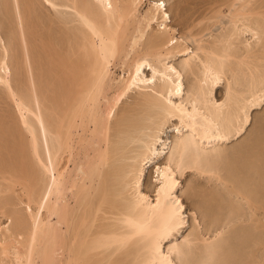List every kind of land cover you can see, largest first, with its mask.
Returning <instances> with one entry per match:
<instances>
[{
	"label": "bare ground",
	"instance_id": "bare-ground-1",
	"mask_svg": "<svg viewBox=\"0 0 264 264\" xmlns=\"http://www.w3.org/2000/svg\"><path fill=\"white\" fill-rule=\"evenodd\" d=\"M228 1L226 17L234 28L228 39L247 32L262 49L264 12L252 11V0ZM45 5L54 15L44 13ZM0 25V95L12 104H0L7 119L0 118V136L10 142L1 148L8 162L0 164V212L8 222L0 226V264H176L194 253L197 237L163 246L185 223L176 173L196 169L229 184L219 175L228 156L222 149L264 102L258 47L247 55L257 65L243 54L235 68L227 63L240 51L237 41L235 54L204 41L189 47L171 26L165 0H0ZM117 64L125 73L114 77ZM183 70L200 74L186 93ZM228 72L225 98L218 102L213 92ZM131 92L128 106L124 99ZM174 119V139L161 142L162 129ZM251 142L238 152L247 161L256 151ZM158 143L169 156L156 168L152 199L141 180L163 154ZM65 154L77 155L72 168L61 166ZM243 182L232 187L234 202L219 208L215 233L201 240L208 258L215 257V244L232 250L231 237L243 246L252 234L229 235L236 222L244 223L238 208L256 207V185ZM262 238L255 243L259 250ZM262 258L257 264H264Z\"/></svg>",
	"mask_w": 264,
	"mask_h": 264
},
{
	"label": "rangeland",
	"instance_id": "rangeland-1",
	"mask_svg": "<svg viewBox=\"0 0 264 264\" xmlns=\"http://www.w3.org/2000/svg\"><path fill=\"white\" fill-rule=\"evenodd\" d=\"M227 1L226 0H165L167 10L171 16V26L173 28H175L178 36H180L181 38L183 37L185 44L188 45L189 47L194 49L198 44L197 42L199 41V44L200 45L204 44L203 46H205V47L206 46L208 47V45H206V44L210 43L209 44L210 48L212 47L213 49H217V50H220L222 48H224V49L227 48V50L229 49L230 54H233V53L235 54V50H234L235 48H233V47H235L234 45H236V43L238 42L237 44L240 43V45L243 46V44H245V42H246L247 44L244 45V47L246 46L248 48H246V47L245 48L249 49V46H250V48H251L250 51L247 50L248 53H247V51L245 52L246 49L244 50V47L239 45L238 47H239L240 51L236 50V54H235L236 57L232 58L233 56L231 55L232 57H231L230 61L228 60V62H230V63H227V64L233 65V67L235 68L237 61L242 58L241 56L243 54L246 57V60L243 59L244 61L247 62V60L250 59L249 56L247 57V55L253 54L254 49L259 46V42L256 39L251 38V35L249 33L246 32L245 34H243L242 32H239V31H238V33L236 31L234 32L237 35L234 34L235 36H231V38L233 37L232 42L234 40L233 43H231V42L229 43L228 41H224L225 39L231 41V38L228 39V37L230 34L233 33L232 29H234L233 27L230 29L231 23L229 24V20L226 17L228 15V10H227L228 7L226 5L229 2V1L228 2ZM225 3H226V5H225ZM250 5H251V7H253V8H251L252 11H253V9L254 10L258 9L262 13L264 12V0H252ZM146 7H147V1L143 2L142 6L140 7V12H143ZM258 7H260V8H258ZM44 8H45V9H43L44 13H47L49 15L51 14V16L54 15L53 11L50 10L46 5L44 6ZM249 8L250 7L248 6V9ZM261 8H263V9H261ZM257 18L259 19V18H261V16H258ZM2 27L3 26L0 25L1 30L3 29ZM229 30H230V32H229ZM227 32L229 33V35L227 34ZM239 33H242L243 35L241 34L242 36L240 35L241 37H239ZM234 37H235V39H234ZM238 37L240 38L239 41H241V42L238 41V39H237ZM215 38L216 39L218 38L217 39L218 41L216 40L217 42L215 41ZM262 38L264 39V34H263ZM262 38L260 40H262ZM213 40L215 42L211 43V41H213ZM254 40H256L255 42L258 43V46L255 45L257 43L253 42ZM200 41H202V42L204 41L203 44H201L202 42H200ZM235 41H237V42L235 43ZM224 42L226 43L227 46L221 44ZM248 43H250L249 46H247ZM260 43H263L262 46H260V47H263L264 46V40ZM211 44L212 45L214 44V45L212 46ZM215 44H217L216 45L217 47L215 46ZM218 44L219 45L221 44V46H218ZM252 45L254 46V48ZM232 48H233V50H232ZM224 49H222V50H224ZM222 50H220V51H222ZM255 50H256L255 54L257 53L256 55H258L257 59L261 60L260 63L256 58H254V61H252L253 58L251 56H250L251 61L249 60L250 62L249 61L248 62L253 63V64L255 63L256 65H257V63H259L261 65V64H263L262 62H264V61H262V60H264V55H263L264 52H262L264 50V47L262 49H260L258 47ZM260 52H262L263 54L262 53L260 54ZM244 55H243V58H244ZM256 55L254 57H256ZM260 56H262L263 59H261L262 57H260ZM201 57H204V55L202 54ZM236 58L237 59L239 58V59L237 60ZM181 59H182V56H180V54H179L173 58L172 62H174L175 65H178V63L181 61ZM241 61H242V59H241ZM260 65H258L259 69L261 70V72L260 71L259 72L263 73L262 71L264 68L262 65L261 66ZM112 73L114 74V75L112 74L114 77H119V75L122 76L125 72L123 71V68L119 64H117L116 66H114L112 68ZM182 73H183L184 89H185V93H186V91L189 89V87L196 82V81L194 82V80H197V76H199L200 74H198V73L192 74L191 72H188L185 70H183ZM145 74H147L149 76L150 71L146 70ZM226 74L227 75L225 77H223L224 79H222L220 81V83L214 89V92H213V95L215 96V99L218 102H221L225 98V96H224L225 91H226L225 84H226V80L230 77V72H228ZM195 77H196V79H195ZM241 79L243 80V78L241 77L239 79V82ZM134 94H135L134 92H131V94L126 96L124 99V101H125L124 104H126L128 106L130 104H132ZM3 98H1V95H0V104L2 101H4L6 103H3V104L9 106V104H11L9 102H11V101L6 99V98H4V99ZM9 107L5 106L4 108L10 109ZM3 113L5 114V110L3 109V107L0 106V118L3 119L2 121L4 123V121H7V119L4 118ZM176 125L177 126L179 125L177 119H174L165 125V127L161 131L162 134H160V137H161L160 139H162L161 142H164V141L168 142V141L174 139V137L176 135V130H174ZM241 135L235 136V137L233 136L229 141H227L228 144L227 143L225 144L224 149H222L224 152L228 151V154H227L228 156H226L227 161L226 162L224 161L226 163V165L223 168L224 170H221L219 175L222 174L223 177H221L222 175H220V177L226 178L224 180L229 183L227 185V187H226V185L221 184L219 176L218 177L216 176L217 178L215 177V175L210 177L208 174H205V173L201 174L196 169H195V171H194V169H187L184 171L183 174H181L180 172L176 173V177L179 181V185H178V189H177V195L179 196L180 200L182 201V203L185 206V213H184L185 223L182 226V228L179 229L178 232H173V235H171L170 238L168 237V239H165L163 246L165 247L164 249H166V246L169 244L182 243L183 238L185 239L186 237H188V238L192 239V238L197 237L198 238V241H197L198 246L197 247H199V248H197V247H195V248L200 249V251H199V250L194 248V253H193V251L191 253H187L186 256L184 257L186 260L185 259L182 260L183 259L182 258L181 262H179V260L175 259L176 264H189L188 262H190V264H193V263H195V264H197V263H199V264H216L217 262H218L217 264H223V263L224 264H227V263L228 264H257L259 258L264 257V248L263 249L260 248V250H259V248H257L255 246V243L260 241L261 237L264 238V228L259 227L260 226L259 224L260 223L262 224L264 222V102H262L260 107L254 109L253 111L250 112L249 126L246 128V130L243 131V133ZM3 139H4L3 137L0 138V149L5 148V145L6 146L8 145V143L6 144V142H9L8 140H6V139L3 140ZM249 140L253 141V142H251L250 151L255 150V149H256V151L255 152L251 151L252 154L253 153H255V154H253L252 155L253 157L251 159H249V161H247L240 154L242 153L241 149L244 146L243 144ZM254 141H255V143H254ZM160 144L161 143H158V146H156V148L159 151H161L160 149L163 148V146L162 145L160 146ZM252 144L254 145V147H252ZM256 145L258 146L257 148H256ZM130 146L131 147H127L126 149L129 150L133 147L132 145H130ZM162 151H163L162 152L163 154L160 158L154 159L152 161V163H150V165H147L145 167V170H144V173L142 176V180H141L142 191L144 193L148 194L150 196V198H152V199L155 197L154 196V194H155L154 186L156 185V182L154 180H155V176L157 174L156 168L163 167L166 164L167 157L169 156V152H168V150H166V148L164 150L162 149ZM238 152L240 154H238ZM0 153H1L0 154L1 155L0 156V164L3 163V165H4V164H6V162H8L7 158H6L7 156H5V150L1 149ZM3 153H4V155H3ZM125 153H126V150H124V154ZM230 153H232L231 156H230ZM236 153H237V155H236ZM232 156H234V158H237V159H234ZM67 157L69 159H67ZM76 157H77L76 154L72 158L69 157L68 154L67 155L65 154V156L62 157L63 159L61 162V166L64 167L67 165L68 168L69 167L72 168L71 166H73V160L76 159ZM231 159H232V161H234L233 163H232ZM229 160H230V162H229ZM249 163H252L255 167L253 166L249 169L248 168ZM219 164H218V166H219ZM4 166L7 167L6 165H4ZM255 171H257V172H255ZM237 172H239V174ZM233 174H234V176H233ZM235 175H236V178H235ZM254 175H255V177H254ZM238 176H239V178H241V181H244V182L248 181L247 185L250 186L249 188H252L255 185L257 186V187L255 186L254 189L252 188L254 191L251 189L252 193H254V195H255L254 200L256 202L255 203L256 207L255 208L253 207V209L250 210L247 208L246 205L242 204V206H240L238 208L240 215L244 219V223L242 221L236 222L235 226H233L230 229L229 235L231 234L232 231H233L232 233H234V234L240 233L241 231L242 232L245 231V232H247L248 236L252 232V234H250L251 237L249 236V238H247L248 242L245 243L246 247H245V245L242 246L241 244L238 243V242H240V240L237 242L238 239H235V241H234V236H233V239L231 237L229 244L233 243V245L235 246L234 248H232V250L230 249V246L227 250V246L222 245L223 247L222 246L220 247L219 244H215L216 245L215 252L217 254L216 253L213 254V255H215L214 258H212V257L208 258L207 257L208 254L206 253V250L204 249L205 247H204V245H202L203 243L201 242V240H203L205 238L207 239V237L209 239V237L211 238L212 235L215 233L213 228L215 226L214 223H216L218 215H219V208L222 206L221 208H224V210H225L227 205L230 204L231 201L234 202V200H232V197L230 196V193L232 191L233 186H236V185L241 183V181H238L239 180ZM232 181L234 182V184ZM231 184H233V185L231 186ZM255 188H257V189H255ZM15 190H19V193H20L21 192L20 186H16ZM255 190H257L258 192ZM15 192L16 193H14V195H16L18 193L17 191H15ZM8 195H11V194L9 193ZM10 197H14V196H10ZM258 221H261V222L258 223ZM7 222H8L7 217L0 212V226L7 224ZM217 223H218V221H217ZM234 230H235V232H234ZM248 231H250V232H248ZM255 233H257V234H255ZM253 235H255V236H253ZM253 237H255V238H253ZM232 240H233V242H232ZM235 242H237V243L234 244ZM201 246L204 248H202ZM241 247H242V249H241ZM220 248H221V251H223V252L225 251L224 254H223V252L218 251ZM226 250H227V252H226ZM195 251L197 253H195ZM198 251L200 252V255H198ZM228 253H230V254H228ZM218 254H219V256H218ZM204 256L207 257V258L205 257V260H204ZM199 259H200V261H199ZM207 259H208V261H207ZM262 259H264V258H262ZM187 260H188V262H186ZM201 261H204V262L201 263Z\"/></svg>",
	"mask_w": 264,
	"mask_h": 264
}]
</instances>
